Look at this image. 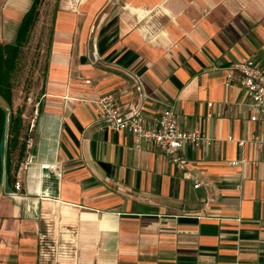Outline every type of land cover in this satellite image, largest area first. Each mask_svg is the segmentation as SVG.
Masks as SVG:
<instances>
[{"label":"crops","instance_id":"0c3cea01","mask_svg":"<svg viewBox=\"0 0 264 264\" xmlns=\"http://www.w3.org/2000/svg\"><path fill=\"white\" fill-rule=\"evenodd\" d=\"M81 7L84 20L60 18L48 37L20 189L0 184V264H264V142L252 140L264 127L224 84L243 57L264 71V0ZM103 93L145 125L168 105L178 129L209 142L183 146L178 170L150 142L101 127Z\"/></svg>","mask_w":264,"mask_h":264},{"label":"built area","instance_id":"2783aa9c","mask_svg":"<svg viewBox=\"0 0 264 264\" xmlns=\"http://www.w3.org/2000/svg\"><path fill=\"white\" fill-rule=\"evenodd\" d=\"M236 83L248 100L251 110L250 121H259L264 127V71L251 58L243 57L240 61L230 66L224 78V84ZM87 82V80H86ZM207 106L211 103L207 102ZM94 119L102 128L112 131H125L135 144L148 141L162 154L168 163L178 170L185 169L187 159L181 154L183 146L195 148L200 143H208L204 133L197 128L180 130L176 127L172 108L165 105L161 108L151 125H145L137 107H129L121 110L116 104L115 98L110 93H103L96 99L93 109ZM264 142V137L252 136V140ZM241 141H238L240 144ZM32 162V156L27 154L20 163L21 168ZM45 169H52L53 165L44 164ZM186 176L190 177L188 173ZM193 187L198 186L194 182ZM20 189V183L15 180L10 193H16Z\"/></svg>","mask_w":264,"mask_h":264},{"label":"rangeland","instance_id":"374dc122","mask_svg":"<svg viewBox=\"0 0 264 264\" xmlns=\"http://www.w3.org/2000/svg\"><path fill=\"white\" fill-rule=\"evenodd\" d=\"M31 0H17L16 4H10L8 9L13 11V15L8 13V23L3 28L0 27V41H12L16 26L28 8ZM83 0H41L38 7V17L31 29L30 36L21 50L18 66L13 82L12 107H20L25 112L24 124L28 125L29 116L32 112L31 105L36 101L39 95V86L42 78L43 61L47 50V41L52 31V27L60 18L70 19L71 15L79 20L85 19V13L82 10ZM9 4L8 0H0V8ZM67 5L66 10L59 8L60 5ZM76 6L79 11L71 12V6ZM81 8V10H80ZM78 12V14L76 13ZM2 13H0V17ZM26 107V110H24Z\"/></svg>","mask_w":264,"mask_h":264},{"label":"trees","instance_id":"16d2710c","mask_svg":"<svg viewBox=\"0 0 264 264\" xmlns=\"http://www.w3.org/2000/svg\"><path fill=\"white\" fill-rule=\"evenodd\" d=\"M41 0H31L22 14L12 41H0V184L12 188L16 172L26 155L30 135L22 109L12 107L13 82L19 56L38 17Z\"/></svg>","mask_w":264,"mask_h":264}]
</instances>
